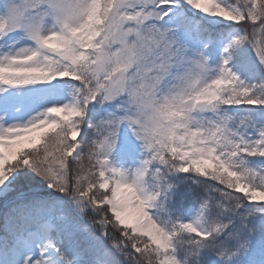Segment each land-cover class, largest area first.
Wrapping results in <instances>:
<instances>
[{"label": "snow or ice", "instance_id": "1", "mask_svg": "<svg viewBox=\"0 0 264 264\" xmlns=\"http://www.w3.org/2000/svg\"><path fill=\"white\" fill-rule=\"evenodd\" d=\"M0 264H264V0H0Z\"/></svg>", "mask_w": 264, "mask_h": 264}]
</instances>
